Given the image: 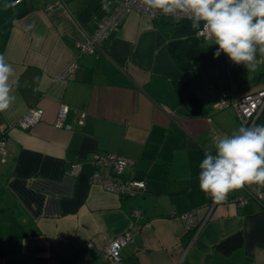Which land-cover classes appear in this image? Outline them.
Returning <instances> with one entry per match:
<instances>
[{"label": "crops", "instance_id": "0c3cea01", "mask_svg": "<svg viewBox=\"0 0 264 264\" xmlns=\"http://www.w3.org/2000/svg\"><path fill=\"white\" fill-rule=\"evenodd\" d=\"M13 1L0 0V54L15 69V99L0 112V126H9L0 264H112L96 245L124 233L119 264H264V209L231 201L241 189L209 213L198 185L204 153L215 154L213 135L243 125L232 106L215 105L223 93L238 99L264 89V58L248 71L224 53L215 58L218 46L187 19L136 11L100 52H81L77 44L111 4L104 11L102 0ZM61 103L69 110L59 128ZM31 108L43 110L40 120L19 128ZM255 124H264V111ZM111 153L146 180L143 193L119 196L91 182L96 155ZM190 211L205 220L197 233L182 219Z\"/></svg>", "mask_w": 264, "mask_h": 264}, {"label": "clouds", "instance_id": "9594fccd", "mask_svg": "<svg viewBox=\"0 0 264 264\" xmlns=\"http://www.w3.org/2000/svg\"><path fill=\"white\" fill-rule=\"evenodd\" d=\"M150 11L185 18L194 31L218 46L233 64L255 71L264 58V0H141ZM102 9L110 10L102 0ZM34 25H28L31 30ZM42 39V38H40ZM15 69L0 54V112L13 103ZM215 154L206 151L199 163V190L222 203L245 186H264V124L239 126L231 133L213 135Z\"/></svg>", "mask_w": 264, "mask_h": 264}, {"label": "built area", "instance_id": "2783aa9c", "mask_svg": "<svg viewBox=\"0 0 264 264\" xmlns=\"http://www.w3.org/2000/svg\"><path fill=\"white\" fill-rule=\"evenodd\" d=\"M21 0H14L12 4L18 3ZM111 4V10L108 15L95 23L92 32L87 33V37L84 41L77 44L81 52L98 53L101 51V43L111 32L118 31L123 19L131 12H140L147 14L151 18L165 17L174 22L181 21L184 18H175L171 16H164L155 11H150L146 6L142 5L141 0H106ZM198 35L208 39L205 34L197 32ZM232 106L239 119L244 126H252L255 124L257 118L261 112L264 111V89H260L255 92L248 93L238 99H233L229 94L223 93L222 98L215 105L216 109H225ZM69 107L66 104L61 103L58 108V113L55 121V127L61 128L64 124L65 117L68 113ZM43 114V110L39 108L28 109L20 119L16 122V125L21 129H27L36 124ZM85 117L84 113H81L77 117L79 124L83 123ZM69 129L70 127L67 126ZM9 132V126H0V155L1 161L5 162L7 159V152L5 150L7 144V135ZM131 162L117 155L111 154H99L94 159V171L91 175V182L102 186L107 191L115 192L119 196L134 197L141 194L146 189L145 179H135L126 173L127 167ZM78 168L73 169L72 172L76 173ZM244 194L234 197L231 201L237 205H244L250 200L257 202L262 209H264V189L259 185L245 186ZM228 196L222 203L228 202ZM209 213L217 205L209 197L208 200ZM140 210H133L135 217L140 216ZM182 219L187 225L189 231L196 232L200 229L204 222L198 221L195 211H190L182 215ZM197 233V232H196ZM130 240V235L124 233L118 237L100 242L96 245L99 253L107 258L112 264H119L121 261L120 251L123 245ZM94 248V244L89 242L85 246V259L90 261L91 251Z\"/></svg>", "mask_w": 264, "mask_h": 264}]
</instances>
